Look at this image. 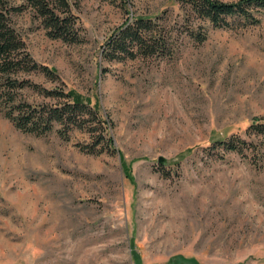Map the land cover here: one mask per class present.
Wrapping results in <instances>:
<instances>
[{
    "label": "rangeland",
    "instance_id": "rangeland-1",
    "mask_svg": "<svg viewBox=\"0 0 264 264\" xmlns=\"http://www.w3.org/2000/svg\"><path fill=\"white\" fill-rule=\"evenodd\" d=\"M126 1L78 0L79 43L48 37L30 10L13 15L61 81L27 77L98 100L114 150L82 151L89 133L65 140L58 125L23 132L0 109V264H264V138L261 156L210 147L264 116V11L256 24L216 28L187 18L181 0ZM155 15L171 54L102 57L126 20Z\"/></svg>",
    "mask_w": 264,
    "mask_h": 264
},
{
    "label": "trees",
    "instance_id": "trees-1",
    "mask_svg": "<svg viewBox=\"0 0 264 264\" xmlns=\"http://www.w3.org/2000/svg\"><path fill=\"white\" fill-rule=\"evenodd\" d=\"M17 1L0 0V109L3 114L17 129L35 135L49 133L56 125L57 133L65 140L69 139L74 129L85 131L91 140L80 145V148L87 153L98 154L105 148L114 150L109 121L102 113L98 100L91 103V100L73 89L45 87L27 77L38 74L53 83L61 81L54 67L34 59L13 22V15L30 10L48 37L66 43H79L83 38L75 10L78 0ZM181 1V7L188 13L187 18L195 16L216 28L228 27L230 21L235 19L242 20L244 25L256 24L259 22L257 14L264 11V0ZM156 17L158 15L133 16L130 21L126 20L105 40L102 57L108 61H123L139 55L161 57L171 54V43L163 29L168 24H161L160 18ZM190 35L199 42L205 40L204 33L193 32ZM25 88L55 99V102L48 104L28 101L20 94ZM256 137L264 138V116L253 118L244 135L232 133L224 139H211L210 147L241 155L250 151L261 156ZM121 167L126 176L131 178L130 165L122 157Z\"/></svg>",
    "mask_w": 264,
    "mask_h": 264
},
{
    "label": "water",
    "instance_id": "water-1",
    "mask_svg": "<svg viewBox=\"0 0 264 264\" xmlns=\"http://www.w3.org/2000/svg\"><path fill=\"white\" fill-rule=\"evenodd\" d=\"M157 161H158V163H160V164H165V163H166V159H165L163 156H159V157L157 158Z\"/></svg>",
    "mask_w": 264,
    "mask_h": 264
}]
</instances>
